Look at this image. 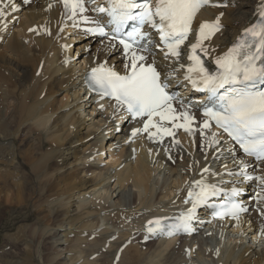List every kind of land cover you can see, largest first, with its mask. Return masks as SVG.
I'll list each match as a JSON object with an SVG mask.
<instances>
[{
    "label": "bare ground",
    "instance_id": "obj_1",
    "mask_svg": "<svg viewBox=\"0 0 264 264\" xmlns=\"http://www.w3.org/2000/svg\"><path fill=\"white\" fill-rule=\"evenodd\" d=\"M227 1L223 9L200 12L208 17L224 12V30L204 45L211 53L223 51L264 6V0ZM17 3L21 10L3 23L0 20V205L8 206L4 213L0 210V238H18L15 228L19 223L31 222L36 246L26 254L24 264H264V244L256 248L245 241L246 233L252 242L264 241V224L252 209L239 220L222 223L233 238L228 236L218 249L206 247L209 237L202 232L176 241L141 243L136 234L139 223L162 208L182 206L186 179L189 185L199 170L228 158L227 149L219 158L216 152L209 155L211 137L205 135L202 148L195 131L193 135L180 132L178 143L147 137L126 143L128 128L136 121L116 108L109 111L106 107L107 113L99 109L100 103L84 88L80 76L99 63L123 67L119 49L71 28L61 29L68 23L63 21L68 13L61 0ZM32 25L38 29L50 26V37L26 33ZM72 41H80L73 47L77 56L72 53ZM151 60L165 71L174 67L160 53L149 57ZM118 114L120 126L116 127ZM157 148L154 165L150 157ZM113 154L107 166L100 164ZM241 161L252 170L248 159L233 164L241 165ZM158 164L167 171L161 182L155 178ZM113 166L114 172H110ZM260 171L264 175V164ZM112 178L115 187L111 190L105 181ZM258 184L246 182L242 187L251 191ZM97 186L107 193H100L98 207L94 200L88 203L83 198ZM126 240L128 244L115 261L116 249ZM186 248L194 251L186 255Z\"/></svg>",
    "mask_w": 264,
    "mask_h": 264
},
{
    "label": "snow or ice",
    "instance_id": "obj_2",
    "mask_svg": "<svg viewBox=\"0 0 264 264\" xmlns=\"http://www.w3.org/2000/svg\"><path fill=\"white\" fill-rule=\"evenodd\" d=\"M29 2L30 0H22L24 5ZM208 2L209 0H155L152 5L148 0H143L142 3L138 0H108L107 7L98 5L92 10L101 15L87 20L82 15L86 0H61L70 19L81 16L83 22L95 25L85 31L98 34L101 38L111 35V39L118 40L122 46L126 60L125 74L121 75L101 63L91 68L85 80L93 92L102 97H111L119 109L126 111L132 118L147 117L143 121L142 130L149 140L155 141L158 135H174L160 121H166L172 128L183 129L189 135L194 134L192 125L197 123L200 135L203 137L207 131L211 137L209 155L216 152L219 158V154L227 149V154L232 156L235 148H227V144L219 138L226 134L227 139L238 145L246 156L264 163V23L246 29V35H250L253 42L243 40L230 48L215 61V72L205 67L197 49L208 52L203 47V41L208 40L212 32L219 29V18L214 23L204 22L199 25L196 43L191 44L188 55L190 63L184 78L195 91L205 95L203 102L193 104L187 98L170 94V80L165 70L161 68L158 71L160 66L155 60L149 62L152 52L148 45L152 43V36L143 30L145 26L155 30L159 35V42L166 46L165 60L169 57L179 58L180 45L188 37L196 10ZM9 8L10 12L7 11ZM20 10L17 0H11V3L0 0V20L6 21ZM125 25L130 30H126ZM106 27L108 31H105ZM192 108L196 112L202 109L205 117L202 122L197 121L194 112L190 111ZM154 117H159L160 121L154 122ZM213 126L217 132L210 131ZM152 129L155 131H151ZM140 131L133 129L131 135L134 137ZM243 164L241 161L238 175L242 180L252 179ZM204 171L207 172L208 169L205 168ZM228 174L236 175L230 170ZM259 179L264 180V177ZM238 191L234 188L231 194L235 196ZM220 194L221 190L216 185L195 181V187L188 191V198L185 200L186 204L191 203V208L178 218V223L169 224L162 219L150 220L147 222L148 233L157 237H170L175 234V229L181 228L186 234H192L195 231L194 222L198 219L197 207L208 205L211 198ZM246 211L243 205L233 202L223 206L218 215L221 218L230 216L239 220L240 214Z\"/></svg>",
    "mask_w": 264,
    "mask_h": 264
},
{
    "label": "rangeland",
    "instance_id": "obj_3",
    "mask_svg": "<svg viewBox=\"0 0 264 264\" xmlns=\"http://www.w3.org/2000/svg\"><path fill=\"white\" fill-rule=\"evenodd\" d=\"M79 42L80 41H74V44L72 45V53L75 55L76 53L78 54V52L75 50V49H73V47H75V46H77V44H79ZM76 54V55H77ZM60 96H62V95H60ZM84 115H85V113H84ZM92 116V115H91ZM93 116H95V115H93ZM86 117V120L87 121H89V122H91L92 120L90 119L91 117L89 116V115H86L85 116ZM100 129V128H99ZM107 146H108V143L105 145V150H107ZM107 153V152H106ZM155 154H153V157L151 156L150 157V161L152 162V158H154V160H153V164L154 165H156L157 164V162H155L156 160H155V156H154ZM102 156H105V155H102ZM104 158V157H103ZM107 159H108V161H107ZM110 158L109 157H106V158H104L103 160H102V162H105L104 163V165L103 166H107L108 164H109V160ZM223 160V159H222ZM123 164V163H122ZM122 164L121 165H118L117 167H116V169L118 168H120L121 166H122ZM114 168H115V166H113V167H111V169H110V172H112L113 170H114ZM114 172V171H113ZM167 171L164 169V167L163 166H161V165H159L158 164V166H157V171H156V175H155V178H159V181L160 180H162V178H163V176L165 175V173H166ZM87 176H89V175H87ZM106 183H108L109 184V186H110V188H111V190H112V188H114L115 187V181H114V178H112L110 181L109 180H106L105 181ZM161 182V181H160ZM105 183V184H106ZM99 186H97L94 190H92V191H90L89 193H86L85 195H84V197L83 198H86L87 199V202L88 203H90L91 202V200H94L95 202V204H97L98 203V201L100 200V199H102L100 196V193H102V194H105V195H107V193H105L104 191H103V187H101V188H98ZM95 194V195H94ZM96 196H98V198L96 197ZM103 196V195H102ZM99 197H100V199H99ZM108 198H109V196H108ZM108 198H107V200H108ZM102 201V200H101ZM92 204H93V202H92ZM1 207H0V210H1V213H4V211L6 210V207H8V206H4V208L2 207L3 205H0ZM99 206V204H97V207ZM0 222H1V218H0ZM31 222H27V224H25V223H19V225H18V228H15L16 230H21V232H19V230L17 231L18 233H20V235H19V237L18 238H6V236L5 237H2V238H0V264H16V262L18 263V264H20L22 261H23V264L25 263L24 262V260L26 261V259H27V253H32L33 252V248H35L34 246H36L35 245V239L32 237V236H34L33 234V232H35L34 230V226L32 225V224H30ZM23 225V226H22ZM19 226H22V228H23V230H22V228L21 227H19ZM32 226V227H31ZM222 228V227H221ZM30 229V230H29ZM222 229H224V228H222ZM225 230V229H224ZM12 232L14 231V230H11ZM23 231V232H22ZM230 232V231H229ZM223 234V236H226L227 234L228 235H232V232L231 233H228V231L226 230V231H222L221 232V230L218 232V234ZM218 234L216 235V236H213V237H211L210 238V242H212L213 244H214V246H217V247H219L221 244V238H219L218 237ZM27 235H29V236H27ZM31 236V237H30ZM232 237V236H231ZM8 239V240H7ZM32 239H33V241H32ZM251 238H249V236L248 235H246L245 236V241L247 242L248 240H250ZM261 239H264V238H261ZM225 240V239H224ZM12 241V242H11ZM31 241V242H30ZM28 242V243H27ZM33 242H34V244H33ZM254 242V243H253ZM251 241L250 240V242H249V244H252L253 246H255L256 248H258V246H261V244H264V241H258V242H255V241ZM164 243H165V241L163 242V244L162 245H164ZM29 245V246H28ZM34 245V246H33ZM19 248V249H18ZM27 248V249H26ZM12 249V250H11ZM18 250V251H17ZM17 253V254H16ZM25 253V254H24ZM26 255V256H25ZM14 256H15V258H14ZM156 259V258H155ZM155 259H153V261L155 260ZM156 261V260H155ZM106 263V261H104V264ZM212 263V262H211ZM106 264H110L109 262L108 263H106Z\"/></svg>",
    "mask_w": 264,
    "mask_h": 264
}]
</instances>
